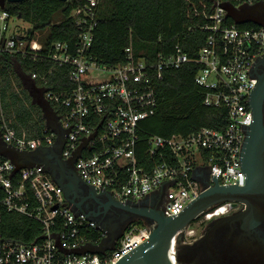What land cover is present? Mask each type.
<instances>
[{
    "label": "built area",
    "instance_id": "obj_1",
    "mask_svg": "<svg viewBox=\"0 0 264 264\" xmlns=\"http://www.w3.org/2000/svg\"><path fill=\"white\" fill-rule=\"evenodd\" d=\"M102 2L80 0L69 13L76 28L72 46L64 41H46L48 28L30 34V26L13 24L22 20L0 9V86L3 55L50 61L52 66L46 72L28 77L43 90L60 128L66 131L61 157L74 158L81 179L97 192H109L115 200L139 202L166 182L159 210L170 217L178 215L204 190V184L193 176L196 169L205 171L211 184L216 178L220 185L243 186L246 174L241 168V151L252 120L249 97L256 85L252 66L264 53V27L234 23L226 17L224 5L239 10L260 4L264 13V0H213L210 12H202L205 22L198 29L207 36L194 58L179 45L169 54L137 50L130 36L123 61L114 65L98 62L89 52ZM187 14L192 18L200 15L196 9ZM187 63L198 65L194 81L204 89L203 104L225 109L227 123L223 129L202 127L185 136H149L145 150L149 161L142 166L136 156L137 132L140 122L154 112L155 82L164 72ZM62 67H68L66 77L73 86L53 90L48 87L49 80ZM0 138L19 150L32 151L52 146L56 134L45 125L37 138L19 136L0 112ZM14 169L9 159L0 161V264H115L148 239L150 226L133 224L103 254L72 253L87 244H99L105 233L85 214L69 208L62 188L41 166ZM230 204L208 208L196 223L202 226L226 216ZM3 211L37 221L40 234L28 242L4 236ZM187 228L182 231L183 242L195 233ZM93 230L100 235L96 241H92ZM171 250L175 256L174 241ZM174 263L178 264L175 259Z\"/></svg>",
    "mask_w": 264,
    "mask_h": 264
},
{
    "label": "trees",
    "instance_id": "obj_2",
    "mask_svg": "<svg viewBox=\"0 0 264 264\" xmlns=\"http://www.w3.org/2000/svg\"><path fill=\"white\" fill-rule=\"evenodd\" d=\"M213 0H103L97 24L93 31L90 54L100 63L114 65L124 59V48L132 37L137 50L147 53L169 54L179 45L194 58L206 40L207 33L198 29L204 24L202 12L209 13ZM80 4V0L60 2L58 0H24L6 3L4 11L14 19L30 24L28 32L48 28L46 41H64L72 46L76 28L69 13ZM196 9L200 15L190 17L188 11ZM58 18L56 19V16ZM228 20V23H231ZM242 27L252 24H242ZM194 27L193 30H188ZM43 34L40 39L45 41ZM3 55L1 60L0 105L1 114L17 135L37 138L45 128L40 108L31 102L22 87L14 62L22 73H44L50 61L30 60L28 57ZM198 65L187 63L180 69L164 72L155 82L156 106L152 115L140 122L136 156L140 165L149 161L145 154L149 136L169 137L173 134L185 136L202 127L223 129L227 123L225 109L211 108L203 104L204 89L194 81ZM68 67L58 68L50 78L48 87L53 90L72 88L67 80ZM16 87L18 89L16 90ZM53 107V105H51ZM5 158L0 157V161ZM157 159V156L155 157ZM157 161H159L157 159ZM196 221V220H195ZM194 222V221H193ZM135 224L141 226L143 222ZM1 231L4 236L28 242L40 234V224L25 215L3 211ZM92 241L99 233L93 230Z\"/></svg>",
    "mask_w": 264,
    "mask_h": 264
},
{
    "label": "water",
    "instance_id": "obj_3",
    "mask_svg": "<svg viewBox=\"0 0 264 264\" xmlns=\"http://www.w3.org/2000/svg\"><path fill=\"white\" fill-rule=\"evenodd\" d=\"M22 1L24 0H0V9H4L6 3ZM58 1L66 2L68 0ZM224 8L226 17L236 24L250 22L264 27L263 7L260 4L252 8L242 7L239 10L235 9L231 4H226ZM24 85L32 97V103L40 108L45 125L56 134V141L50 147L40 146L32 151H24L5 143L0 138V157L9 159L14 164V172L22 168L41 166L55 183L62 188L69 208L76 214H85L87 218L95 221L100 231L105 233V237L99 244H87L72 251V253L92 252L103 254L113 248L115 241L110 238L113 226L103 217L111 206L133 213L151 228L148 239L130 254L115 262V264H173L170 258L173 241L175 243V260L179 264L181 261L177 247L183 242L182 231L208 208L220 203L231 202V208L237 204H242L245 209L231 216L226 215L211 220L209 225L214 222L215 224L211 225L206 231L204 236L206 240L222 223L243 220L245 224L250 223V225H253L264 218V153H257L253 147V139L250 138L249 132L251 123L246 129V136L241 151V168L246 174L245 184L243 186H224L220 185L216 178H212L211 184L207 173L196 169L193 172V176L204 184V190L178 215L168 217L164 216L154 203H157L162 197L166 182L162 183L157 192L146 196L136 203L115 200L109 192H97L93 186L86 184L75 169L74 158L64 160L61 157L66 131L60 128L51 105L43 97V90L34 87V85L28 86L25 83ZM257 86L256 83L249 97L251 111H253V99L259 92ZM79 154L80 150L75 157ZM102 196L107 198V201L99 203L101 210L95 212L88 210L87 202L90 199L99 201ZM142 202H149V206L141 207L140 204ZM258 261L262 260H259L258 257L256 262Z\"/></svg>",
    "mask_w": 264,
    "mask_h": 264
},
{
    "label": "flooded vegetation",
    "instance_id": "obj_4",
    "mask_svg": "<svg viewBox=\"0 0 264 264\" xmlns=\"http://www.w3.org/2000/svg\"><path fill=\"white\" fill-rule=\"evenodd\" d=\"M264 53L257 58L252 66V75L256 78L259 92L253 99V111L251 127L249 128L250 138L253 139V147L257 153H264ZM149 199V198H148ZM107 198L102 196L99 201L90 199L87 208L90 211L101 210L100 202L105 203ZM150 202V201H149ZM148 202V203H149ZM148 203H141L145 207ZM159 208L161 200L154 202ZM149 206V205H148ZM245 209L242 204H237L227 214L231 216ZM113 226L110 238L115 243L121 238L125 231L140 221L133 213L123 211L111 206L103 216ZM209 222L204 224L203 230L192 242H183L178 245L181 264H264V218L256 224H245L243 220H233L222 223L212 235L206 240L205 234ZM259 260L256 262V259Z\"/></svg>",
    "mask_w": 264,
    "mask_h": 264
},
{
    "label": "rangeland",
    "instance_id": "obj_5",
    "mask_svg": "<svg viewBox=\"0 0 264 264\" xmlns=\"http://www.w3.org/2000/svg\"><path fill=\"white\" fill-rule=\"evenodd\" d=\"M58 18V15L56 16V19ZM13 24H16V25H18V24H20V25H18V26H22V27H25V28H29V26H30V24H28V23H24V22H22V21H19V22H15V23H13ZM46 30V28L43 30V31H45ZM43 31H41V33L43 32ZM18 89V87H16V90ZM42 114V113H41ZM197 221V220H196ZM196 221H194L193 223H191V225H189V229H194L195 230V233H194V236H192V237H187L186 239H185V241L188 243V242H192V239L193 238H195V237H198L200 234H201V232H202V230H203V227H204V225H202V226H198V223H196ZM187 228V229H188ZM184 243L183 242H181L179 245H183ZM179 264H181V263H179Z\"/></svg>",
    "mask_w": 264,
    "mask_h": 264
},
{
    "label": "crops",
    "instance_id": "obj_6",
    "mask_svg": "<svg viewBox=\"0 0 264 264\" xmlns=\"http://www.w3.org/2000/svg\"><path fill=\"white\" fill-rule=\"evenodd\" d=\"M13 68L15 69V71L17 72L18 74V77L21 81V84H22V87L27 91L28 95L30 96L28 90L26 89V86L24 85V83L26 85H34V87L38 88V89H41L40 87H38L29 77L28 75L22 73V71L20 70V67L18 64H16V62H14V65H13ZM31 98V102H32V97L30 96ZM24 134V133H23Z\"/></svg>",
    "mask_w": 264,
    "mask_h": 264
},
{
    "label": "bare ground",
    "instance_id": "obj_7",
    "mask_svg": "<svg viewBox=\"0 0 264 264\" xmlns=\"http://www.w3.org/2000/svg\"><path fill=\"white\" fill-rule=\"evenodd\" d=\"M170 258H171V261L173 262V264H176V263H174L175 256H174L173 250L170 251Z\"/></svg>",
    "mask_w": 264,
    "mask_h": 264
}]
</instances>
